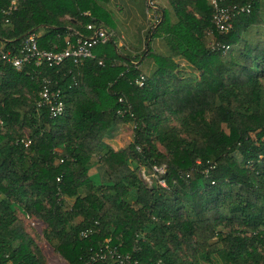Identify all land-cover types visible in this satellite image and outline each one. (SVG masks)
Listing matches in <instances>:
<instances>
[{
    "label": "trees",
    "instance_id": "16d2710c",
    "mask_svg": "<svg viewBox=\"0 0 264 264\" xmlns=\"http://www.w3.org/2000/svg\"><path fill=\"white\" fill-rule=\"evenodd\" d=\"M12 1L0 0L6 50L36 34L40 49L61 51L106 16L97 0H17L5 16ZM221 6L246 8L228 34L209 0L158 5L134 58L108 31L83 65L17 71L0 61V262L48 264L29 218L68 264H121L93 261L106 240L130 256L124 264H264V0ZM158 38L173 57L153 51ZM48 86L63 94L61 117L38 107ZM125 125L134 140L116 151L105 139ZM155 167L167 188L142 178Z\"/></svg>",
    "mask_w": 264,
    "mask_h": 264
},
{
    "label": "built area",
    "instance_id": "2783aa9c",
    "mask_svg": "<svg viewBox=\"0 0 264 264\" xmlns=\"http://www.w3.org/2000/svg\"><path fill=\"white\" fill-rule=\"evenodd\" d=\"M156 1L157 0H147L148 9L150 13H152L150 16L152 25H155L160 21V17L156 13ZM225 1L226 0H209V4L214 11L213 20L220 34H228L233 28V20L236 15L246 12V8H239L237 6H221V2ZM16 3L17 0H13L11 7L7 12L6 8L3 9V14L5 16L6 14H10V12L14 10ZM86 15L89 16L90 13H87ZM87 30L92 33L90 37L86 38L80 34H77L79 38L77 39L76 43H73L68 38L66 48L61 51H47L40 49L38 44V36L36 34H30L25 37L19 48L16 50H6V44L3 43L5 47H1L0 45V61L11 66L17 71H23L30 67L39 68L43 64H49L50 66H61L68 60L73 61L77 66L83 65L86 60L96 59L97 57L94 52L95 49L100 45L107 44L112 37V34H110L106 29L92 24L87 26ZM224 50L227 52L229 49L224 47ZM99 64L103 65V61H100ZM145 81L146 78L141 76L139 79H137L136 83L139 87H143ZM40 96L41 99L38 102V107H48L53 118H58L65 114L67 106L61 90H52L51 87L48 86L45 87ZM164 172L165 169L155 167L153 176L150 177L145 172H142L141 176L150 186L153 185L151 180L154 181L156 179L159 181L161 186L167 188L166 184L159 179V176ZM91 234L92 231L86 230L82 233V236L85 239H88ZM105 244V247L102 248L99 253H96L93 261L98 262L108 260L109 258H115L119 260L121 264H124L125 262L131 263V258L129 255L122 256L118 252L117 248H112L109 245L110 240H106ZM0 264L6 263L0 262Z\"/></svg>",
    "mask_w": 264,
    "mask_h": 264
},
{
    "label": "crops",
    "instance_id": "0c3cea01",
    "mask_svg": "<svg viewBox=\"0 0 264 264\" xmlns=\"http://www.w3.org/2000/svg\"><path fill=\"white\" fill-rule=\"evenodd\" d=\"M97 3L106 11L105 19L101 22L100 27L113 34L118 51L133 58L139 55L146 47L145 37L151 23L150 16L152 13L148 9L147 0H97ZM156 3V10H158V5H166L168 0H157ZM151 48L160 56L173 57L170 47L161 38L154 39L151 42ZM175 60L181 68L186 69L185 73L189 72L188 75L197 74L185 61ZM123 129L120 127L113 137L105 139V142L116 151L125 149L134 140V135L133 139L128 137ZM90 175L101 181L99 169H93Z\"/></svg>",
    "mask_w": 264,
    "mask_h": 264
},
{
    "label": "rangeland",
    "instance_id": "374dc122",
    "mask_svg": "<svg viewBox=\"0 0 264 264\" xmlns=\"http://www.w3.org/2000/svg\"><path fill=\"white\" fill-rule=\"evenodd\" d=\"M1 47H5L3 43L0 44ZM183 69V68H182ZM184 70V76H187L189 72H186ZM191 76H199L195 73H193ZM129 126V127H127ZM124 133L128 137H132L134 135V127L130 125H125L123 127ZM153 183V181L151 180ZM150 186V185H149ZM152 186V185H151ZM150 186V187H151ZM73 201H70L69 204L71 205ZM20 216L23 218V216L20 214ZM24 224L26 225L27 232L31 235V237L34 239L36 245L39 247V249L42 251L43 255L47 259L48 264H68L60 255L56 254L53 250V247L46 241L44 238V230L46 228V225L37 220V219H29V218H23Z\"/></svg>",
    "mask_w": 264,
    "mask_h": 264
}]
</instances>
